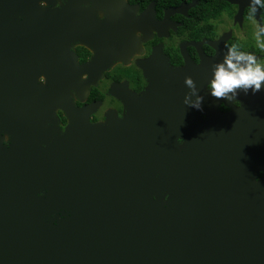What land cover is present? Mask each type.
I'll return each instance as SVG.
<instances>
[{"label": "water", "instance_id": "obj_1", "mask_svg": "<svg viewBox=\"0 0 264 264\" xmlns=\"http://www.w3.org/2000/svg\"><path fill=\"white\" fill-rule=\"evenodd\" d=\"M134 9L0 0V264H264V85L233 106L198 78L196 109L178 77L142 95L114 84L124 116L97 123L99 102L76 105L126 56ZM73 43L93 62L78 64Z\"/></svg>", "mask_w": 264, "mask_h": 264}, {"label": "flooded vegetation", "instance_id": "obj_2", "mask_svg": "<svg viewBox=\"0 0 264 264\" xmlns=\"http://www.w3.org/2000/svg\"><path fill=\"white\" fill-rule=\"evenodd\" d=\"M135 6L137 24L134 33L126 35L130 40L126 56L112 61L107 68H100L96 82L90 79L89 90L84 101L74 97L77 106L99 102L98 109L90 116L93 123L103 122L105 114L114 110L124 116L122 100L110 93L111 86H118V92L130 90L142 95L158 78L186 76L197 82L198 78L211 79L213 65L222 60L228 47L233 44L245 52L255 55L264 63V35L257 37L260 26H264V8L252 13L250 0H127ZM99 20L105 14L97 12ZM259 39V43H258ZM80 47L86 49L82 51ZM71 50L76 54L78 64L92 63L96 50L94 47L73 43ZM89 70V78H94ZM87 79L88 74H83ZM91 76V77H90ZM38 83L46 84L41 72ZM209 89V83L207 85ZM239 100L233 106H239ZM221 111L230 107L222 103ZM60 127L64 130L68 119L62 110L57 111ZM203 117L205 115L203 114ZM3 144L11 142L9 134L2 133Z\"/></svg>", "mask_w": 264, "mask_h": 264}, {"label": "clouds", "instance_id": "obj_3", "mask_svg": "<svg viewBox=\"0 0 264 264\" xmlns=\"http://www.w3.org/2000/svg\"><path fill=\"white\" fill-rule=\"evenodd\" d=\"M249 6L254 14L258 9L264 8V0H250ZM256 35L258 38L264 35V26L259 27ZM259 46L264 50V44ZM184 84L190 90L184 96V104L200 109L203 96L198 94L199 90L191 76L185 77ZM262 85H264V63L259 62L255 55L233 44L228 47L223 59L212 67L209 94L233 103L240 91L248 94L251 90V93L255 94L262 89ZM193 96L195 99L191 98Z\"/></svg>", "mask_w": 264, "mask_h": 264}, {"label": "trees", "instance_id": "obj_4", "mask_svg": "<svg viewBox=\"0 0 264 264\" xmlns=\"http://www.w3.org/2000/svg\"><path fill=\"white\" fill-rule=\"evenodd\" d=\"M80 49H81L82 51L86 52V49H85V48H83V47H80Z\"/></svg>", "mask_w": 264, "mask_h": 264}]
</instances>
